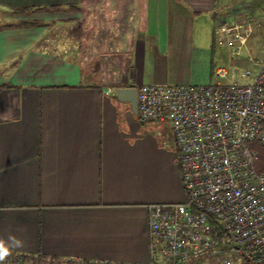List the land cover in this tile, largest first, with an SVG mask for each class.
Segmentation results:
<instances>
[{
    "label": "crops",
    "instance_id": "crops-1",
    "mask_svg": "<svg viewBox=\"0 0 264 264\" xmlns=\"http://www.w3.org/2000/svg\"><path fill=\"white\" fill-rule=\"evenodd\" d=\"M234 2L0 0V253L149 260V204L182 198L177 154L115 90L203 50Z\"/></svg>",
    "mask_w": 264,
    "mask_h": 264
},
{
    "label": "built area",
    "instance_id": "built-area-1",
    "mask_svg": "<svg viewBox=\"0 0 264 264\" xmlns=\"http://www.w3.org/2000/svg\"><path fill=\"white\" fill-rule=\"evenodd\" d=\"M256 23L253 15L219 21L214 42L239 55ZM249 60L253 72L241 73L247 82L135 86L139 122H171L184 200L149 204L146 263L91 264H204L206 256L264 264V171L255 166L256 146H264V59Z\"/></svg>",
    "mask_w": 264,
    "mask_h": 264
},
{
    "label": "rangeland",
    "instance_id": "rangeland-1",
    "mask_svg": "<svg viewBox=\"0 0 264 264\" xmlns=\"http://www.w3.org/2000/svg\"><path fill=\"white\" fill-rule=\"evenodd\" d=\"M259 1L237 0V2H234V5L232 7L226 9L225 13H230L233 10V15H229V19L238 18L240 20H243L246 15H253L257 18V23L254 25L253 30L247 39V43L244 47L241 48L239 55L231 56L228 45H218L214 42L213 28L211 26L209 35H207L205 39L201 40L203 50H189L187 54L180 57L170 51L169 54L163 57L165 59V62L161 61L160 66H157L155 70L150 69L144 71L145 80L147 81V79H149L151 80L149 83L152 82L155 84L163 85L215 84L217 81L222 84H228L236 79L240 83L247 82L248 80L246 78H243L241 76V73L244 70H249L251 73L253 72L254 66L252 65V62L249 59H264V14H261L258 9H252L248 10L247 12H244L247 14L243 15V12L237 14L240 15L238 17L235 14V10L240 9L244 11L245 5L251 6L255 3H259ZM202 26L204 28V23L198 25V28L195 30V32H197ZM50 32L52 33L50 35L54 37V39L50 40L49 42L51 45H55L58 46L59 49H63L60 44H63L62 42H64L67 43L66 47H70L71 49V36L70 38L60 37V39H57L58 31L55 30L54 32ZM69 55L70 57L72 56V54ZM217 67H224L227 70V75L224 78H218V76H216L215 69ZM157 125L160 128L159 131L162 135V138H164L163 140H166L170 144H172L174 147V151L177 150L171 122L169 120L158 121ZM176 158L179 171L182 198L175 202H181L184 200V191L181 182V173L178 164V157L176 156ZM17 255L18 254L12 255L7 253V256ZM7 256H2V258L6 257V259L8 260ZM2 258H0V261H2L0 262V264H3V262L4 264H7V260ZM203 262L204 264H223L215 256H206L203 259ZM24 264H82V262L78 263L57 258H39L38 256H27V261H25Z\"/></svg>",
    "mask_w": 264,
    "mask_h": 264
},
{
    "label": "trees",
    "instance_id": "trees-1",
    "mask_svg": "<svg viewBox=\"0 0 264 264\" xmlns=\"http://www.w3.org/2000/svg\"><path fill=\"white\" fill-rule=\"evenodd\" d=\"M31 9H34V8H16V11H19V12H21V11H29V10H31ZM50 10H60V8H58V7H56V8H49ZM32 24H34V23H22V25H32ZM257 151H258V158H257V160L255 161V166H256V168L259 170V171H264V146H262L261 144L259 145V144H257ZM10 254H15V253H10ZM7 256V253H0V258H2V256ZM18 256V258H20V261H21V263L22 264H24V262L25 261H27V255H21V254H18L17 255ZM36 256H38L39 258H41V257H43V256H41V255H36ZM32 257V256H31ZM43 258H45V257H43ZM0 262H2V261H0ZM3 264H4V262H3ZM82 264H91L90 262H82Z\"/></svg>",
    "mask_w": 264,
    "mask_h": 264
},
{
    "label": "water",
    "instance_id": "water-1",
    "mask_svg": "<svg viewBox=\"0 0 264 264\" xmlns=\"http://www.w3.org/2000/svg\"><path fill=\"white\" fill-rule=\"evenodd\" d=\"M115 94L118 100L129 103L132 112L137 114V90L135 86L131 85L118 87L115 90Z\"/></svg>",
    "mask_w": 264,
    "mask_h": 264
}]
</instances>
